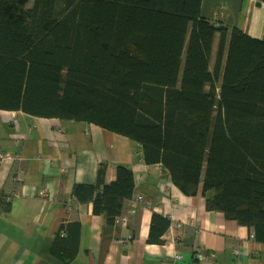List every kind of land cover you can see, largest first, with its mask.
Returning a JSON list of instances; mask_svg holds the SVG:
<instances>
[{"label": "trees", "instance_id": "obj_1", "mask_svg": "<svg viewBox=\"0 0 264 264\" xmlns=\"http://www.w3.org/2000/svg\"><path fill=\"white\" fill-rule=\"evenodd\" d=\"M29 1L0 0V109L128 137L184 194L201 192L264 243V39L204 16L203 0ZM105 169L72 196L115 224L135 178L118 165L105 183ZM10 203L0 192V214ZM170 224L154 212L148 242Z\"/></svg>", "mask_w": 264, "mask_h": 264}, {"label": "crops", "instance_id": "obj_2", "mask_svg": "<svg viewBox=\"0 0 264 264\" xmlns=\"http://www.w3.org/2000/svg\"><path fill=\"white\" fill-rule=\"evenodd\" d=\"M202 14L264 39V0H203ZM0 153L13 155L0 163V192L11 197L9 211L0 214V264H264V243L251 228L208 210L201 192L184 194L126 136L93 123L0 109ZM118 165L132 169L135 189L110 224L92 203L75 200L72 189L96 183L101 167L105 183L112 182ZM139 196L145 201H136ZM154 212L171 222L162 244L148 242ZM178 222L184 227H175ZM60 237L67 239L61 241L66 253L53 252ZM73 251L72 259L61 260ZM178 252L183 259L175 258Z\"/></svg>", "mask_w": 264, "mask_h": 264}, {"label": "built area", "instance_id": "obj_3", "mask_svg": "<svg viewBox=\"0 0 264 264\" xmlns=\"http://www.w3.org/2000/svg\"><path fill=\"white\" fill-rule=\"evenodd\" d=\"M10 157H13V155L12 154H10V153H0V163L5 159V158H10ZM16 180L19 182V183H21V182H23L24 181V176L22 175V171H20L19 173H18V176H16ZM136 201H139V202H144L145 201V199H144V197L143 196H139L137 199H136ZM136 201H134V204H135V206H136ZM135 206H134V208H135ZM132 211H134V209L132 210ZM184 223H182V222H178V223H176V225H175V227H177V228H183L184 227ZM177 260H181V259H183V254H181L180 252H178L177 254H176V257H175Z\"/></svg>", "mask_w": 264, "mask_h": 264}, {"label": "rangeland", "instance_id": "obj_4", "mask_svg": "<svg viewBox=\"0 0 264 264\" xmlns=\"http://www.w3.org/2000/svg\"><path fill=\"white\" fill-rule=\"evenodd\" d=\"M33 2L34 0H30L29 4H32ZM29 26H30V19L28 20V22L27 21L25 22L24 27H23L22 38H21V49H24L26 46V37H27L28 30H29Z\"/></svg>", "mask_w": 264, "mask_h": 264}]
</instances>
